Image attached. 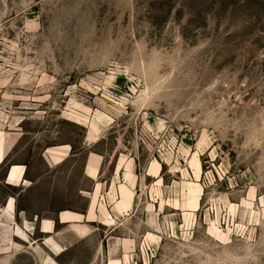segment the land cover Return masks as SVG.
<instances>
[{
    "label": "rangeland",
    "instance_id": "1",
    "mask_svg": "<svg viewBox=\"0 0 264 264\" xmlns=\"http://www.w3.org/2000/svg\"><path fill=\"white\" fill-rule=\"evenodd\" d=\"M0 153V264H264V0H0Z\"/></svg>",
    "mask_w": 264,
    "mask_h": 264
},
{
    "label": "bare ground",
    "instance_id": "2",
    "mask_svg": "<svg viewBox=\"0 0 264 264\" xmlns=\"http://www.w3.org/2000/svg\"><path fill=\"white\" fill-rule=\"evenodd\" d=\"M2 159H3V155H2V153H0V164H1V162H2ZM22 175H23L22 168H19V167H16V166H15V167L12 169V171H11L10 179H11V180L19 179V178L22 177ZM14 203H15L14 200L11 199V200L9 201V204H8V207H7V213H8L10 216H12V212H13V210H14ZM30 230L33 231V226H32V228H30Z\"/></svg>",
    "mask_w": 264,
    "mask_h": 264
}]
</instances>
